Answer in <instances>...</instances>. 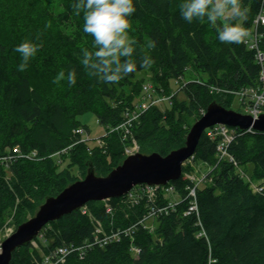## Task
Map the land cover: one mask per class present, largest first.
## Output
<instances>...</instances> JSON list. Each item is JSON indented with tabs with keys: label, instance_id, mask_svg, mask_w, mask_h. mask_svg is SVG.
Returning a JSON list of instances; mask_svg holds the SVG:
<instances>
[{
	"label": "trees",
	"instance_id": "trees-1",
	"mask_svg": "<svg viewBox=\"0 0 264 264\" xmlns=\"http://www.w3.org/2000/svg\"><path fill=\"white\" fill-rule=\"evenodd\" d=\"M183 2L134 0L137 11L129 18V35L137 41V72L113 85L89 75L80 63L82 49H95L93 38L83 32V14L75 15L74 0H0V221L12 217L17 226L25 222L47 197L80 180L71 171L74 167L81 176L89 166L97 176H106L126 158L124 149L132 140L142 154L166 156L182 147L209 104L231 109L234 96L212 94L210 85L231 90L259 85L262 66L248 38L239 45L222 44L217 28L241 23L250 37L264 0H242V8L248 9L243 21L223 18L215 26L206 20L187 23L180 14ZM258 31L264 54V26ZM25 41L39 51L21 72L22 60L14 48ZM149 41L155 48H147ZM145 55L153 61L150 68L140 66ZM72 69L76 85L54 82L60 71ZM173 80L178 83L175 92ZM146 82L154 85L156 96L173 97L147 109L124 137L125 130L113 129L127 110L144 101ZM88 112L106 128L94 147L74 132L79 127L89 131L78 120ZM214 127L204 131L190 158L192 164L208 168L205 182L197 187L198 215L185 214L192 182L182 177L170 183L178 197L176 206L156 220L153 231L137 225L131 235L100 244L95 221L106 235L121 232L142 218L146 205L122 197L91 201L48 223L35 239L38 245L17 248L10 264H37L58 247L70 245L75 251L60 264H264V132H236L228 146L234 165L228 157L219 160L220 137L207 135ZM16 148L27 157L13 153ZM66 159L68 164L61 167ZM186 170L184 165L183 173ZM247 177L262 191L255 192ZM131 244L138 254L132 253Z\"/></svg>",
	"mask_w": 264,
	"mask_h": 264
},
{
	"label": "water",
	"instance_id": "water-1",
	"mask_svg": "<svg viewBox=\"0 0 264 264\" xmlns=\"http://www.w3.org/2000/svg\"><path fill=\"white\" fill-rule=\"evenodd\" d=\"M215 125L264 132V114L254 120L212 102L190 127L184 145L168 155L137 152L127 156L106 176H97L89 166L83 179L73 182L58 195L47 197L33 217L0 243V264H10L13 252L33 243L48 223L70 215L88 202L120 198L138 186H165L181 180L184 163L193 156L204 131Z\"/></svg>",
	"mask_w": 264,
	"mask_h": 264
},
{
	"label": "clouds",
	"instance_id": "clouds-1",
	"mask_svg": "<svg viewBox=\"0 0 264 264\" xmlns=\"http://www.w3.org/2000/svg\"><path fill=\"white\" fill-rule=\"evenodd\" d=\"M72 7L75 15L83 14V32L93 38L95 50L82 49L80 61L89 75L104 84L115 85L137 72L133 59L137 41L129 35L132 27L129 18L137 11L134 0H74ZM179 7L187 23L206 20L213 26L223 18L243 21L248 12L247 8H242V0H184ZM217 32L222 44H243L249 36L241 23L226 24L222 29L217 28ZM147 48H155V42L149 41ZM38 51V46L29 41L16 46L14 52L22 60L18 71H25ZM152 64L149 56L142 57V68H150ZM65 80L70 86L76 85V70L60 71L54 82Z\"/></svg>",
	"mask_w": 264,
	"mask_h": 264
},
{
	"label": "built area",
	"instance_id": "built-area-1",
	"mask_svg": "<svg viewBox=\"0 0 264 264\" xmlns=\"http://www.w3.org/2000/svg\"><path fill=\"white\" fill-rule=\"evenodd\" d=\"M255 27L250 37H248L247 44L250 49L255 50L256 58L258 62L262 66L260 83L256 87H248L242 88L239 90H231L227 88H223L217 85H210L208 87L209 92L212 94H223V95H233L238 98V100L242 103L245 110V115H249L254 120L258 119L260 115L264 114V54L259 49V41L262 37V34L258 31V26H264V11L260 12L255 17ZM142 94L144 95V101L140 102L139 106L137 105L135 109L127 110L124 115V121L113 130L122 129L125 130L124 137L129 133V128L132 123L139 119V117L152 105L163 102L165 100H170L173 97V94L170 96H156L155 87L152 83L146 82L142 85ZM205 113L202 112V115ZM201 115V116H202ZM248 130H239L236 128H229L223 125H215L214 128L207 130V135L210 138L220 137L219 145L217 146L219 152V160H222L226 157L229 158V161L236 165L234 158L228 154V146L234 140L237 131H249ZM75 134H79L81 136V140H85V130L81 127L76 129ZM98 143H101V139L97 140ZM138 152V145L135 140H132V144L126 146L124 149L125 156L133 155ZM13 153L20 154V151L16 148L13 149ZM21 157H27L21 155ZM36 153L34 152L31 157H35ZM191 163V160H187L185 164ZM186 172V171H185ZM182 173V177L190 180L192 182V186L187 188V198H189V207L188 211L185 214H196L198 215V205L196 200L197 187H199L206 180V174L203 178L198 179L191 175V173ZM250 181L251 188L255 192H261L262 188L258 187L254 182L247 177ZM171 192L175 193V189L172 185L167 184L165 186H138L132 189L127 195L122 198L126 201L132 202L136 200L145 201V211L142 215V218L138 220L137 223L131 225L130 227L123 229L121 232L111 233L110 235H106L103 233L100 222L95 221V231L94 236L96 242L98 243H107L113 239L119 240L121 235L124 234L126 236L131 235L133 230L137 225H143L144 228L150 229L153 231L156 227V220L161 216L169 214L170 211L174 209L177 204V200L171 201L168 197V194ZM108 201V200H107ZM168 201L166 204L165 202ZM107 212L111 211V208L106 205ZM200 227L201 225L198 224ZM102 235V237H99ZM91 244L87 245L90 246ZM77 249V248H76ZM75 251V248L70 246L58 247L56 251H53L43 259H41L37 264H60L65 261V259ZM131 251L134 255L138 254L139 250L133 244H131Z\"/></svg>",
	"mask_w": 264,
	"mask_h": 264
},
{
	"label": "rangeland",
	"instance_id": "rangeland-1",
	"mask_svg": "<svg viewBox=\"0 0 264 264\" xmlns=\"http://www.w3.org/2000/svg\"><path fill=\"white\" fill-rule=\"evenodd\" d=\"M47 2H48V0H47ZM142 75L145 76L147 79L150 78V74L148 72H144V73H142ZM177 88H178V83L175 80L171 81L172 91L175 92L177 90ZM178 97H179V99H182L183 94L179 93ZM164 106H167L169 108L168 103H165ZM230 107H231V110H234L236 112H240L242 114L245 113L244 106L236 97H234L230 100ZM78 120L83 125H86L88 130H89L88 132H86V130H85V135H84L88 145L90 147H94L95 145H97L98 144L97 140L106 134V128H104L102 125H100L98 123L95 115L91 112H88V113H85V114L79 116ZM68 162H69V160L66 159L62 163L61 167H65L68 164ZM185 166L187 169L185 173H187V174L191 173L192 176L197 177L198 179L203 178L204 175L208 172V168L202 163L192 164V162H191V163L185 164ZM247 168L248 169L246 171V174L249 175L250 170H251V166H247ZM71 171L80 180L86 176V174L84 176H81L79 170L75 167L72 168ZM86 173H87V171H86ZM7 177H9V174ZM168 197L170 198L171 201L178 200V197L174 192H171L170 194H168ZM38 208H37V210H38ZM37 210L32 214H28V218L26 219V221L28 219H30L31 217H33L35 215V213L37 212ZM17 227L18 226L16 225V223L12 219V217H3L0 221V243L4 239H6L8 236H10L16 230ZM37 238L39 239V237H37ZM38 243H39L38 241L36 242L34 240V242L31 243V245L33 248H35L38 245Z\"/></svg>",
	"mask_w": 264,
	"mask_h": 264
}]
</instances>
